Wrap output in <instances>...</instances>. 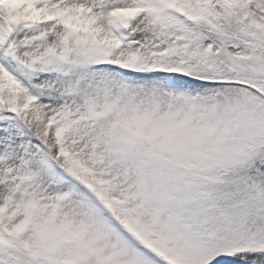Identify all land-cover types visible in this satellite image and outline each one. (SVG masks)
<instances>
[{
    "label": "snow or ice",
    "instance_id": "6c2138e0",
    "mask_svg": "<svg viewBox=\"0 0 264 264\" xmlns=\"http://www.w3.org/2000/svg\"><path fill=\"white\" fill-rule=\"evenodd\" d=\"M0 264H264V0H0Z\"/></svg>",
    "mask_w": 264,
    "mask_h": 264
}]
</instances>
